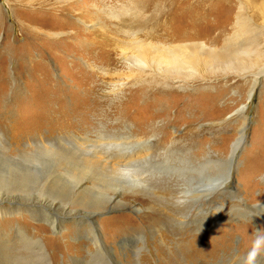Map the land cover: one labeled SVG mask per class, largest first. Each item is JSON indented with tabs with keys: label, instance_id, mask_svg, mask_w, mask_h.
Here are the masks:
<instances>
[{
	"label": "rangeland",
	"instance_id": "1",
	"mask_svg": "<svg viewBox=\"0 0 264 264\" xmlns=\"http://www.w3.org/2000/svg\"><path fill=\"white\" fill-rule=\"evenodd\" d=\"M134 4L137 12L124 11ZM0 7V198L51 214L4 203L11 211L0 216V264H264V0H0ZM189 12L206 19L192 37H217L224 17L228 38L241 17L257 28L261 49L247 44L244 68L205 67L168 88L129 79L130 40H180L179 25L189 23L181 13ZM26 47L31 58L21 57ZM148 123L158 131L151 140L164 139V149L174 142L171 159L118 175L84 174L81 152L56 143L70 135L102 142L99 135L116 130L151 134ZM69 210L75 216H65ZM52 214L63 221L58 228ZM18 226L45 257L21 242Z\"/></svg>",
	"mask_w": 264,
	"mask_h": 264
},
{
	"label": "bare ground",
	"instance_id": "2",
	"mask_svg": "<svg viewBox=\"0 0 264 264\" xmlns=\"http://www.w3.org/2000/svg\"><path fill=\"white\" fill-rule=\"evenodd\" d=\"M215 7H212L211 11L207 12L208 15L211 14L213 11H215V9H217ZM124 11H126L128 13H135L138 10H137L136 5L134 4V7L132 5L129 7H125ZM189 13L190 14H188V13L182 14L181 13V17L184 15L183 17L186 18L189 21V23H188V25H185V24L179 25V27L181 29L185 28L182 31H180V33H181V35L179 37L180 40L178 39V37H176V38L175 37H173V38L165 37V39H166L165 41L155 40V38L151 37V36L149 37V39H139V37L137 36V37H134L130 40L131 43L129 44L128 48L130 49L129 52H131V53H129L130 55H128V59H126L127 62L129 63L127 65L129 72L131 73L130 74L131 76H128L129 79L132 76H134V78L136 80L145 81L149 85L157 83L158 85H165L166 86V84H168L170 82L172 84L173 83L176 84L175 81H178L179 84H185V82H187L186 80L188 78L194 77V74L199 72V70L201 71V69L205 68V67L212 69V70L227 68L230 66H233V68L234 67L244 68L243 64L247 63L246 61H248V60L246 57L249 56L248 55L249 53L246 50V48L248 47L247 44H249L251 47L252 42H253L254 46H255V48H257V50L261 49L260 43L258 42V40H256L255 35L253 34L254 30H257V28L256 29H250L251 27L248 28L250 25H247V27H245L244 23H242L240 20L241 17L238 18V20H237L236 30L234 31L232 36H230L228 38L223 39V34L225 32L224 29L226 28L224 17L222 18L223 23L218 24L222 27V30H221V34H219L217 37H215L211 40H201L200 38H196L197 35L195 37H192L191 33L193 31L191 32V30H193V29H191V28L193 26H195L201 20V18L204 20H206V19L194 14L193 12H189ZM111 14L114 15L113 12ZM2 15L3 14L1 13V7H0V19L1 20H2ZM114 16H118V15H114ZM211 25H212V23H211ZM247 28L250 30H248ZM151 32H153V30ZM170 32H171V34L173 33L172 31H170ZM208 34H210V33H208ZM34 39H36V38H34ZM262 44L264 45V43H262ZM27 47L25 48L24 53L22 52L21 57H26V58L30 57L31 58L30 51L27 50ZM251 51H252V49H251ZM19 54H20V52H19ZM202 66H204V67H202ZM89 88L92 89V87H89ZM92 92H93V90H92ZM205 94L206 93L200 94L202 97L201 99L210 98L213 101H216V98H218L216 96L215 97H209V96H206ZM196 95H198V94H196ZM142 98H144V97H142ZM144 99H142V100H144ZM197 101H199V100H197ZM208 101H210V100H208ZM88 102L91 103L90 101H88ZM186 104H187V102H186ZM155 105L157 106V108H162L166 104L162 101V99H160L158 101L156 100ZM193 105H196V104L191 103L188 107L190 108ZM167 106L164 109L162 108L163 109L162 111H157V112L165 114L167 112V109H168ZM88 108H90V104H88ZM187 108H186V111H189V109H187ZM90 109H92V108H90ZM124 109H125V107H119L118 108V110L121 112V115H122V113L124 114V111H123ZM85 115L88 116L89 112L86 113ZM122 116H124V115H122ZM218 116L219 117L222 116V113L218 112ZM166 117L167 116H165L164 118H166ZM157 118H160V116ZM157 118H155V119H157ZM150 122H153V121H150ZM192 123H193V120L190 121L189 126H192L193 125ZM152 125H151V123H148V126H150L151 134L141 133V132L136 133V132H132V130L129 131V129L124 130V131L123 130H116L115 131L116 134H112V135L108 134L107 136H105L104 134H102L101 136L99 135V137H100L99 139H102V142H99V141L97 142V141L93 140L92 138L86 139L85 141L82 142V139H80V137L77 138L76 136L70 135L69 137H62V138L60 137V138L56 139V143L61 145L63 142H65V145H67V144L71 145V149L74 150L73 154H77V151L81 152V154H78L76 156V158L80 157V160L82 161L81 166L85 167V169L89 168L88 171H86L85 173L83 172L84 174L91 173V172L94 173V170L96 168L97 169L107 168L108 172L106 174H108V176H112L111 171H115L116 175H118L125 170L133 169L134 166H138V165L143 166V165L152 164L155 162L154 160H156V159H163V160L171 159L170 155H172V153L175 152L174 151V149H175L174 142H173V144L169 145V147L164 149L163 148L164 139L156 140L157 139L156 138L155 140H151V138H149V135H157V133H158V131H154L155 129L152 128ZM114 127H117V125ZM114 127L112 128V130H115ZM243 130H244V128H242V130L240 131L239 138L236 139V142L232 146V158L231 159H233V157L236 156L237 152L240 150V148L244 142L245 137H244ZM102 133H103V131H102ZM103 139H105V141H103ZM66 140L68 143L66 142ZM39 144H41V143H38V145ZM199 145H201V144H199ZM41 146H42L43 150H49L51 147V144L48 147L44 146V145H41ZM101 146L105 148L104 149L105 151L101 150L104 153L96 152L100 149H103V148H101ZM91 151H94V152H91ZM125 151H128L129 154H127L123 158H117L118 152L124 153ZM160 151H162V153H160ZM178 152H180V151H178ZM8 159H11V158H8ZM164 162H166V161H164ZM164 162H162V163H164ZM97 174H99V173H97ZM6 202L7 203L11 202V205L14 206V209L19 210L20 212H21V209H23L22 206L25 205V206H27L26 208H30V209H28L29 210L28 212L31 211V213H33V214H41L42 213L45 216L51 215L50 213H47L43 209L38 210L35 206H33V203L23 204L22 202L18 203V202H13L12 200L6 201V200H3L2 198H0V216L10 214V211H11L10 208L6 207V205L4 204ZM32 202H35V201H32ZM34 204H36V202ZM44 204H46L48 207H52L53 209L56 208L53 204L49 205V203L47 201H45ZM41 211H43V212H41ZM72 213L73 212L70 211L69 214H66L65 216L68 217L70 215H74ZM58 217L53 215V214H52V217H49L50 219L53 218V220H50V221H52L51 222L52 228H58V225L63 224V221L59 220ZM0 234H1V232H0ZM17 234H18L19 238L21 239L22 243H24L23 241H28V242H26V244L28 243L29 246L33 247L35 249V253L37 255H39L41 257H45L44 256V254H45L44 249L45 248L43 249V246L41 245L39 240H37V239L36 240L26 239L25 233H23V230L19 231V226H18ZM93 234H94L93 240H95L94 241L95 246L97 248H99V247L103 248V245L100 241L98 232L96 231ZM1 256L2 255H0V258H1ZM47 257H48V255H47Z\"/></svg>",
	"mask_w": 264,
	"mask_h": 264
}]
</instances>
